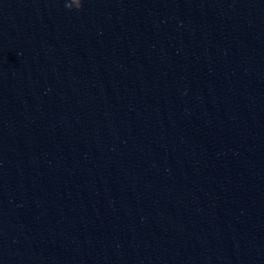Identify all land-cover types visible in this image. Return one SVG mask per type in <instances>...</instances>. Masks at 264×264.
<instances>
[{"label":"clouds","instance_id":"9594fccd","mask_svg":"<svg viewBox=\"0 0 264 264\" xmlns=\"http://www.w3.org/2000/svg\"><path fill=\"white\" fill-rule=\"evenodd\" d=\"M81 7H82V0H80V4H79V7H78L77 11H79L81 9ZM66 8H67V6H66Z\"/></svg>","mask_w":264,"mask_h":264}]
</instances>
